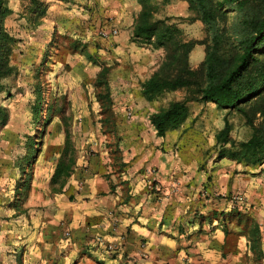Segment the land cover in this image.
<instances>
[{"label": "rangeland", "instance_id": "rangeland-1", "mask_svg": "<svg viewBox=\"0 0 264 264\" xmlns=\"http://www.w3.org/2000/svg\"><path fill=\"white\" fill-rule=\"evenodd\" d=\"M1 1L0 39L8 36L12 42L0 52L2 69H9L0 79L5 111L0 120V264H57L56 234L45 231L44 221L56 211L59 184L50 178L49 192L41 187L60 161L88 160L106 146L108 159L119 167L123 158L113 153L114 145H135L139 160L148 162L160 151L162 158L190 162L204 172L216 161L215 135L225 119L233 127L232 140L249 137L238 113L211 102H188L182 125L163 138L155 136L149 116L188 93L140 99L142 79L172 72L160 71L166 50L153 40L134 38L133 32L142 10H151L154 20L176 25L182 43H195L188 64L201 72L213 35L194 20L187 0ZM231 10L226 8L217 29L221 21L232 36L229 27L238 16ZM112 28L116 37H101L100 31ZM255 55L264 59V44ZM63 235L67 240L69 232Z\"/></svg>", "mask_w": 264, "mask_h": 264}, {"label": "crops", "instance_id": "crops-1", "mask_svg": "<svg viewBox=\"0 0 264 264\" xmlns=\"http://www.w3.org/2000/svg\"><path fill=\"white\" fill-rule=\"evenodd\" d=\"M113 148L119 167L103 146L57 181L44 221L57 264H264V162L222 159L202 172L160 151L146 162L139 146Z\"/></svg>", "mask_w": 264, "mask_h": 264}, {"label": "trees", "instance_id": "trees-1", "mask_svg": "<svg viewBox=\"0 0 264 264\" xmlns=\"http://www.w3.org/2000/svg\"><path fill=\"white\" fill-rule=\"evenodd\" d=\"M62 1V0H60ZM189 10L212 32L211 45L207 47L201 72L190 68L188 55L195 43H182L178 39L176 25L166 20H154L152 11L143 9L134 28L133 37L141 38L157 48L166 51L160 71L170 68L172 74L161 76L153 73L141 83V94L148 101H154L165 93L186 90L182 100L172 101L149 116L155 136L163 138L168 131L175 130L187 118L188 102L214 103L227 112L234 111L249 128V137L240 142L231 139L233 129L227 119L215 135L219 151L216 162L228 159L239 164L260 165L264 162V59L256 58L258 48L264 44V0H187ZM3 2L0 0V9ZM226 8L238 16L237 23L229 27L233 34L226 33L219 18ZM5 9V7H4ZM7 10V9H5ZM228 31V29H227ZM4 38V39H3ZM0 52L5 43L12 42L3 37ZM9 72L0 65V79ZM0 84V90H1ZM5 114L0 107V120ZM74 161H60L56 166L52 182L69 177Z\"/></svg>", "mask_w": 264, "mask_h": 264}, {"label": "built area", "instance_id": "built-area-1", "mask_svg": "<svg viewBox=\"0 0 264 264\" xmlns=\"http://www.w3.org/2000/svg\"><path fill=\"white\" fill-rule=\"evenodd\" d=\"M117 34V30L112 28V29H109L107 31H100V35L101 37H106V36H115Z\"/></svg>", "mask_w": 264, "mask_h": 264}]
</instances>
